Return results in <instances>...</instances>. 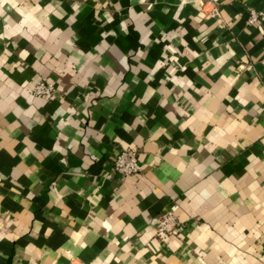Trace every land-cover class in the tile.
<instances>
[{"label": "crops", "instance_id": "crops-1", "mask_svg": "<svg viewBox=\"0 0 264 264\" xmlns=\"http://www.w3.org/2000/svg\"><path fill=\"white\" fill-rule=\"evenodd\" d=\"M249 7L264 0H0V264H264Z\"/></svg>", "mask_w": 264, "mask_h": 264}, {"label": "built area", "instance_id": "built-area-1", "mask_svg": "<svg viewBox=\"0 0 264 264\" xmlns=\"http://www.w3.org/2000/svg\"><path fill=\"white\" fill-rule=\"evenodd\" d=\"M210 2V1H208ZM208 15H219V9L213 4L208 10ZM264 19V7L258 9L249 7L248 22L255 23ZM57 90L56 85L46 78H40L34 85L33 93L45 98L52 97ZM115 169L125 176H131L142 171V165L138 159L137 148L134 146L124 147L115 158ZM181 221L173 210H166L162 213L156 223V234L162 240L166 241L170 235L180 233Z\"/></svg>", "mask_w": 264, "mask_h": 264}]
</instances>
